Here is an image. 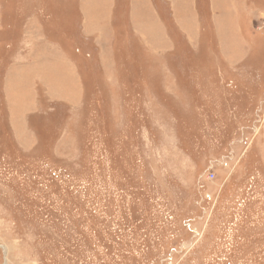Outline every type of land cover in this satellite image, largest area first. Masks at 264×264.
I'll return each mask as SVG.
<instances>
[{
  "label": "rangeland",
  "instance_id": "1",
  "mask_svg": "<svg viewBox=\"0 0 264 264\" xmlns=\"http://www.w3.org/2000/svg\"><path fill=\"white\" fill-rule=\"evenodd\" d=\"M196 1L0 0V264H264V0Z\"/></svg>",
  "mask_w": 264,
  "mask_h": 264
},
{
  "label": "crops",
  "instance_id": "2",
  "mask_svg": "<svg viewBox=\"0 0 264 264\" xmlns=\"http://www.w3.org/2000/svg\"><path fill=\"white\" fill-rule=\"evenodd\" d=\"M61 1L64 2L65 0H61ZM125 1H126V7H127V11L125 12V18H126L127 21L129 19V22H130V23H128V28H129L131 34L134 35L135 37H137L139 39L142 47L143 48H146V43H145V41H143V33L141 32L140 29H138L136 27V22L134 20H132L133 0H125ZM136 1L137 2H140L141 5H144L146 2H149L152 5V12H154V14L156 15V21L157 22H160L161 21L164 24L165 31H166V34H167V38H166L167 40H168L169 37L171 38V36L169 34H170V30H172V29L175 30L176 33H178L181 41H184V42L186 41L189 46L191 44L190 43L191 42V39H193L195 41V39L198 37L197 33H198L199 26L196 27V35L195 36H192V35L184 32L183 30H180L179 27H178V25L174 24V22L176 20V15L175 14H176L177 10H176V8H173V6H177L178 4L184 3V0H136ZM77 2H78L77 3V9H78L79 15L81 17V21H82L81 22V25H80L81 37L84 38V39H88L89 38L90 40H92L93 44L95 45L94 48H96L97 56H98V47L101 46V44L103 42H108V40H110V39H112V40H116L117 39L115 30H114L115 28H114V26L111 25L110 27H108L107 29H105V28H103V27H101V26H99L97 24L96 27L94 25V28H93L94 29V32L93 33L86 34L84 32V26H85V23H84V12H83V10H82V8L80 6L82 0H77ZM113 2H115V0H113ZM196 2H197L196 0H195V2H194V0H191V4H194V8L195 9H196ZM165 3H167L168 5L166 4L167 5L166 6ZM128 7H129V9H128ZM113 8L115 9V6H113L111 8V14L109 15V17H108L109 19L107 21L108 23L112 19V11H113ZM1 18L2 17L0 16V23L2 24L3 22H2V19ZM41 26L44 28L43 24ZM2 29H3V27L0 26V30H2ZM154 29L152 27H148V29H147V31H148L147 33L149 34L151 41L153 43H157L155 41H158L157 44L163 45V42L164 41H161L163 39H161V37L158 38V35H155ZM104 30H110L111 32H110L109 35H106L105 32H104ZM199 31H200V34H201V27H200ZM153 35H155L154 38H153ZM107 37H109V39H106ZM100 38H103L105 40L102 41ZM27 40H28V41H26L27 45L28 46L30 45L31 47H30L29 51H27V53L24 55V57L23 58H20V60H21V62L23 64H24V59H25L26 55L29 54L31 51H33L35 49V43L37 42V36H36L35 32H33V35L32 36L31 35L27 36ZM40 40L44 41V43L49 48L55 49L56 51L59 50V49H57V48H55L53 46L52 40L47 36L46 29L45 28L43 30V34H42ZM70 41H71V39H70ZM168 42L169 41H167L166 43H168ZM170 42L172 44L175 41H170ZM65 45H66V43H65ZM218 45H219V43H218ZM220 47L224 51L225 45L220 46ZM164 48H166V47H164ZM164 48H161V49H164ZM190 48H192L191 49L192 51H196V49L193 46H191ZM151 49L152 48L150 46H148L146 48V52L149 53V54H151V55H153V56H156L157 54L154 53L155 52L154 51L155 49H152V51H151ZM147 50H149V51H147ZM63 53H65L64 55H66V52H63ZM67 53H69V52L67 51ZM225 53L226 52H224V54ZM221 54H222V52H221ZM221 56H223L222 58H224L223 60L225 61V63L226 62L229 63L230 61H232V63L238 62L237 60L232 59L230 56L229 57L226 56V55H221ZM97 61H98V65L99 64L101 65L100 68H103L102 67V64L99 61V58L97 59ZM1 83H4V81H2ZM177 86H178V84H177ZM35 90H36V87H35ZM35 93H36V91H35ZM0 95H2L1 91H0ZM4 101H5V99H4ZM7 108H8V114L6 112V116L12 118V116L9 114L10 108L9 107H7Z\"/></svg>",
  "mask_w": 264,
  "mask_h": 264
},
{
  "label": "built area",
  "instance_id": "3",
  "mask_svg": "<svg viewBox=\"0 0 264 264\" xmlns=\"http://www.w3.org/2000/svg\"><path fill=\"white\" fill-rule=\"evenodd\" d=\"M213 177V176H212Z\"/></svg>",
  "mask_w": 264,
  "mask_h": 264
}]
</instances>
